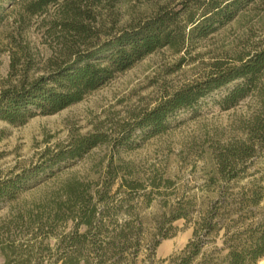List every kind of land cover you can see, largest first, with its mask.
I'll return each instance as SVG.
<instances>
[{
  "label": "trees",
  "instance_id": "16d2710c",
  "mask_svg": "<svg viewBox=\"0 0 264 264\" xmlns=\"http://www.w3.org/2000/svg\"><path fill=\"white\" fill-rule=\"evenodd\" d=\"M102 1L0 0V21L7 6L18 5L27 16L47 15L48 8L54 7L55 16L47 21L45 34L56 44L43 74L22 78L0 91V120L22 125L35 115L54 114L160 48L187 50L195 40L229 23L254 2L170 0L122 27L105 31L96 11ZM19 49L11 51V67L21 58L31 60L27 47ZM214 93L221 109L232 108L246 97L254 99L255 107L244 125L245 139L217 151L215 168L208 178V183L215 185L213 196L203 200L198 209L191 201L178 200L150 228L135 211L131 196L143 184L125 177L131 176L126 165H110L99 183L68 182L62 199L38 207L35 215L29 212L28 221L20 225L26 226L30 235L9 239V224L0 227L1 264L257 263L264 256V167L252 172L248 168L264 154V42L230 61H215L201 79L170 92L136 115L132 123L122 125L116 137L87 133L49 153L38 166L11 171L0 179V203L14 199L40 172L79 158L102 143L109 142L114 148L133 147L135 132L142 138L160 132L178 112L195 110L201 100ZM3 136L0 130V140ZM117 178L118 187L126 186L130 194L115 201L110 190ZM181 218L191 222V237L179 251L156 258L160 241L174 234L172 223ZM67 223L70 225L65 230ZM50 238L52 243L47 240Z\"/></svg>",
  "mask_w": 264,
  "mask_h": 264
},
{
  "label": "rangeland",
  "instance_id": "374dc122",
  "mask_svg": "<svg viewBox=\"0 0 264 264\" xmlns=\"http://www.w3.org/2000/svg\"><path fill=\"white\" fill-rule=\"evenodd\" d=\"M167 1L170 0H103L96 8L99 24L111 31ZM54 14V7H49L44 16H27L18 5L6 7L0 21V91L22 78L31 79L45 72L46 61L56 46L45 34V25ZM263 42L264 0H254L229 23L195 40L187 50L160 48L54 114L35 115L22 125L0 120V130L4 132L0 140V179L11 171L42 164L49 153L81 135L100 132L107 139L116 137L122 125L132 123L136 115L155 106L170 92L201 79L215 61H230L236 54H244ZM21 46L29 49L31 60L21 58L19 64L11 67V51H19ZM217 97L214 93L201 100L195 110L178 112L160 132L143 138L135 132L132 138L136 144L131 148H114L105 142L79 158L40 172L14 199L0 203V227H11L6 237L30 235L26 226L20 225L28 221L29 212L35 215L38 207L62 199L63 187L68 182L99 183L110 165H126L131 176L125 177L143 184L131 196L135 211L150 223V228L178 200L191 201L192 207L198 209L203 200L213 196L215 185H210L208 178L215 168L217 151L245 139L244 125L255 107L254 99L246 97L232 108L221 109L215 103ZM263 167L264 154L254 159L248 172ZM119 183L117 178L110 190L115 201L130 194L126 186L119 188ZM69 225L64 226L65 230ZM172 225L174 234L160 241L156 258L179 251L191 237V222L181 218ZM47 240L53 242V238ZM255 264H264V256Z\"/></svg>",
  "mask_w": 264,
  "mask_h": 264
}]
</instances>
